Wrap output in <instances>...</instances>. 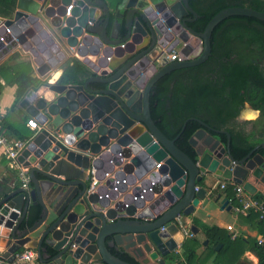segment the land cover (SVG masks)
Segmentation results:
<instances>
[{
	"label": "water",
	"instance_id": "obj_1",
	"mask_svg": "<svg viewBox=\"0 0 264 264\" xmlns=\"http://www.w3.org/2000/svg\"><path fill=\"white\" fill-rule=\"evenodd\" d=\"M22 1L17 0L11 17L0 18V56L18 46L32 55L36 69L31 76L38 82L18 105L37 128L24 137L26 146L16 159L28 170L29 189L18 182L0 198L3 259L11 263L15 253L32 249L41 264H179L175 256L184 237L178 219L191 215L199 202L203 208L218 202L220 209H230L225 198L205 197L199 185L210 175L241 185L252 196L264 194V142L237 160L230 153V134L200 122L189 139L191 158L175 145L176 138L158 129L150 113L155 83L205 62L217 25L231 16L264 22V12L226 8L198 33L188 26L198 17L191 0H140L138 7L115 14L105 0H26L32 3L28 8ZM56 41L66 51L74 48L87 67L82 83L48 82L49 70L67 59ZM157 49L153 62L172 49H178L181 61L153 63L142 83L138 74ZM213 133L226 135V144ZM149 163L151 169L161 167L151 173L156 197L150 196L148 204L134 201L126 207L114 192L104 199L102 185L88 191L90 166L102 181L115 166L121 169L117 177L125 173L140 179ZM113 183L106 180L108 186ZM150 183L145 180L143 186ZM32 206L39 212L29 225ZM122 253L135 263L123 260Z\"/></svg>",
	"mask_w": 264,
	"mask_h": 264
},
{
	"label": "trees",
	"instance_id": "obj_2",
	"mask_svg": "<svg viewBox=\"0 0 264 264\" xmlns=\"http://www.w3.org/2000/svg\"><path fill=\"white\" fill-rule=\"evenodd\" d=\"M114 6L123 0H109ZM17 0H0V17L9 18L16 10ZM190 7L198 15L188 23L195 32L204 31L209 20L219 11L230 7H247L264 12V0H191ZM264 63V22L245 16H231L215 27L211 37V54L202 64L175 70L153 86L150 93V113L158 129L168 138L175 139V145L193 158L189 145L190 137L204 122L214 130L224 129L230 134V153L235 159H242L259 143L264 142V71L259 64ZM6 66H0V73ZM61 84H79L89 76L87 67L78 59L70 58L63 63ZM27 72H16L10 76V84L16 86L15 102L25 91L36 84ZM249 105L259 111L251 131H244L234 125V118L240 109ZM239 128H236V127ZM243 126V125H241ZM18 131L16 130V133ZM223 144L227 137L214 134ZM18 138L24 140L19 131ZM261 154H264L260 150ZM226 198L235 203L231 186L226 190ZM256 200L264 202V196L256 194ZM236 204V203H235ZM39 207L32 206L27 222L31 225L37 218ZM248 217L255 220L257 230L263 238L251 240L248 249L257 257L258 264H264V217L249 211ZM195 225H200L193 219ZM205 237L212 245L224 243L222 254L235 243L222 229L202 226ZM243 241L237 239L236 241ZM199 243L194 238H185L181 244L182 254L187 264H204L212 251L199 259ZM119 256L135 263L126 254ZM237 259V258H236Z\"/></svg>",
	"mask_w": 264,
	"mask_h": 264
},
{
	"label": "crops",
	"instance_id": "obj_3",
	"mask_svg": "<svg viewBox=\"0 0 264 264\" xmlns=\"http://www.w3.org/2000/svg\"><path fill=\"white\" fill-rule=\"evenodd\" d=\"M105 1L108 4L109 11L114 14L117 13L118 10L120 12H125L128 7H138V3L140 2V0H126V4L121 7V4L114 6L111 1ZM23 3L25 8H28L32 4L29 2L27 3L26 0H23L22 4ZM2 23L3 22L0 19V25ZM56 43L60 50L66 54L67 58L70 56V58L74 57L78 60L81 59L80 57H76L73 50H70V52L66 51L65 48L61 46V43L58 41H56ZM158 52L159 49H157L152 56ZM53 55L56 57L55 52H53ZM90 59L94 60L91 56ZM112 59L113 58H111L110 61H112ZM114 59L118 60L116 57ZM45 63H47V61H45ZM3 65H5L6 68L0 73V126L2 135L7 141H16L20 140L18 138L19 131L22 134V137L30 136L32 132L26 125L27 120L30 118L27 117L25 112L19 107L18 102H15L16 86L10 84V76L16 72L22 71L27 72L29 76H31L32 73H35L36 65L32 59V55L23 51L19 46L0 56V66ZM62 72V68H57V66L51 68L48 72V80H52L48 82L51 83L54 79L59 80L58 78H60ZM16 130L18 131L17 133ZM155 166L156 164H154L152 167L153 169H151V165L149 163L148 169L154 171L156 170ZM222 181L228 180L210 175L205 184H201L199 186L206 189L205 197H208V195L211 194L213 196V200H216L218 197H220V199H227L225 191L220 190L217 186V183ZM18 182L17 170L12 167L10 160L4 155L3 149L0 146V198L7 189L16 186ZM258 194L264 196V194L260 192ZM227 200L228 204L226 207L230 206L229 210L226 208L220 209V204L218 202L205 208L201 207V202H199L191 215L181 217L183 227L188 229L193 234L192 238L198 241L199 246L197 248V254L199 259H203L209 251H212V254L204 262V264H258L257 257L248 249L251 240H263L257 230L255 220L253 221L248 217L249 212L243 210L236 200V204H233L231 199ZM193 219H196L202 226H216L222 229L229 237V241H233L235 243H233L230 248L225 250L222 254H219V251L223 248L224 243L219 242L216 245H212L205 237L202 226L195 225ZM192 227H194L193 230L196 231V233L192 232ZM173 231L174 229H172V233L175 232ZM237 239H241L243 241H236ZM205 241H207V245H204ZM177 249L178 251L175 256L176 260L179 264H187L183 258L181 245ZM38 264L41 263L38 261Z\"/></svg>",
	"mask_w": 264,
	"mask_h": 264
},
{
	"label": "built area",
	"instance_id": "obj_4",
	"mask_svg": "<svg viewBox=\"0 0 264 264\" xmlns=\"http://www.w3.org/2000/svg\"><path fill=\"white\" fill-rule=\"evenodd\" d=\"M0 26H2V24ZM71 50H73V53L76 55V57H78L74 48H71ZM155 55L159 56L158 53ZM153 57H151L150 64H152L153 66L154 63V67H159L161 65V62L169 63L174 61H181L178 49H172L169 53L162 55L159 59H156L154 62L152 60ZM26 125L31 130H35L37 128V124L33 119L27 120ZM0 146L3 149L4 155L10 160V164L12 165V167L17 170V176L20 186L23 189L28 190L30 186L28 170L26 168L21 167L16 161L21 150L26 146V141H7L2 135L0 126ZM155 167L156 169H159L161 167V163L156 164ZM120 171L121 169L115 166L112 172H105L103 180L100 181L96 178L97 170L90 166L87 170L88 191L94 192L98 185H102L104 189L102 198L104 199L109 198V193L114 192L118 194L119 198L122 201H124L126 207H129L130 204H132L134 201L136 202L146 200L145 204H148L149 202L147 201V199L150 196L153 197L155 195L153 194L154 182L150 179L153 170L148 169L145 175L140 179L132 178V174L125 173L117 177L116 175H118ZM110 178L114 179V183L111 184V186H108L106 185V180ZM145 180L150 181V185L145 184L146 186H143V182ZM217 186L220 190L223 191H225L229 186H231L232 191L234 193V199L239 203L243 210H245L246 212L253 211L255 213H259L260 219L264 217V202L256 200L252 195L247 193L241 185L234 184L231 181H222L220 183L218 182ZM136 188H138L139 191L138 194L135 196L132 191ZM154 197H156V195ZM136 215H138L137 212ZM126 216V213L122 214V217ZM147 219L148 218H144V220ZM178 225L184 238L193 237V234L188 229L183 227V224L180 221L178 222ZM262 242L263 240H258L259 244H261ZM0 264H38V259L35 250L26 249L15 253L14 260L9 263L2 258L0 252Z\"/></svg>",
	"mask_w": 264,
	"mask_h": 264
},
{
	"label": "flooded vegetation",
	"instance_id": "obj_5",
	"mask_svg": "<svg viewBox=\"0 0 264 264\" xmlns=\"http://www.w3.org/2000/svg\"><path fill=\"white\" fill-rule=\"evenodd\" d=\"M113 13V12H112ZM114 14V13H113ZM113 16V15H112ZM114 17H112V19H113ZM120 22H122V19H120ZM112 23V21H110V24ZM121 33H123V30H121ZM151 63V60H148V61H146V63H144L143 64V66H142V73L143 72H145L146 73V76H148L149 74H150V64ZM260 65V67H261V69L264 71V63H262V64H259ZM140 79V81L142 82V83H144V81H145V78H141V77H139ZM249 109V110H251L250 112H253L254 114H256V117L254 118V119H252V120H241L240 119V117H241V115L247 110V109ZM259 118V111L258 110H255V109H253L252 107H250L249 105H247V104H245L241 109H240V111H239V113H238V115L234 118V121H233V124L234 125H242V123L243 122H253V121H255V120H257ZM236 128H239L238 126L236 127ZM222 130H224V129H222ZM255 154V153H254ZM181 222V218H179L178 219V222ZM182 223V222H181Z\"/></svg>",
	"mask_w": 264,
	"mask_h": 264
},
{
	"label": "rangeland",
	"instance_id": "obj_6",
	"mask_svg": "<svg viewBox=\"0 0 264 264\" xmlns=\"http://www.w3.org/2000/svg\"><path fill=\"white\" fill-rule=\"evenodd\" d=\"M168 2H172V0H168ZM68 59H70V56H69V58H67L66 60H68ZM66 60L60 62V63L57 65V68H58V67H59V68H62L63 63H65ZM62 71H63V70H62ZM50 80H52V79H50ZM50 80H49V81H50ZM54 81H55V79H54L52 82H54ZM246 109H247V108H246ZM250 111H251V110L247 109V110L241 115L240 119H241V120H248V121L254 119V118L256 117V114H254L253 112H250ZM253 123H254V121H253V122H243V123H242L243 126H240V127L243 128L244 131L248 132V131H251V129H252V127H253Z\"/></svg>",
	"mask_w": 264,
	"mask_h": 264
},
{
	"label": "bare ground",
	"instance_id": "obj_7",
	"mask_svg": "<svg viewBox=\"0 0 264 264\" xmlns=\"http://www.w3.org/2000/svg\"><path fill=\"white\" fill-rule=\"evenodd\" d=\"M156 56H154L153 58H152V60L155 58ZM150 65V74L153 72V66H152V64H149ZM149 74V75H150ZM148 75V76H149ZM148 76H146V73L145 72H143L142 74H138V77H141V78H145V80L148 78ZM140 95H136V98H138ZM137 131H140L139 129L137 130Z\"/></svg>",
	"mask_w": 264,
	"mask_h": 264
}]
</instances>
